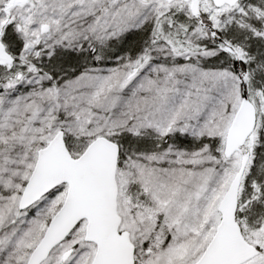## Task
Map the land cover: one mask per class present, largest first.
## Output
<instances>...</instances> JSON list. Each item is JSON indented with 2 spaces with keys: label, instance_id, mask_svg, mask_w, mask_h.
Segmentation results:
<instances>
[{
  "label": "snow or ice",
  "instance_id": "obj_1",
  "mask_svg": "<svg viewBox=\"0 0 264 264\" xmlns=\"http://www.w3.org/2000/svg\"><path fill=\"white\" fill-rule=\"evenodd\" d=\"M0 264H264V0H0Z\"/></svg>",
  "mask_w": 264,
  "mask_h": 264
}]
</instances>
